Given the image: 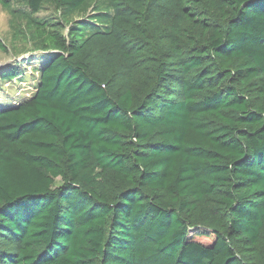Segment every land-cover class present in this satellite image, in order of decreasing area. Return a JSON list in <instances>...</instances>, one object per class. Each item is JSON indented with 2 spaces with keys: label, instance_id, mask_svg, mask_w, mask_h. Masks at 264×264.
<instances>
[{
  "label": "trees",
  "instance_id": "obj_1",
  "mask_svg": "<svg viewBox=\"0 0 264 264\" xmlns=\"http://www.w3.org/2000/svg\"><path fill=\"white\" fill-rule=\"evenodd\" d=\"M0 6V264H264V0Z\"/></svg>",
  "mask_w": 264,
  "mask_h": 264
},
{
  "label": "rangeland",
  "instance_id": "obj_2",
  "mask_svg": "<svg viewBox=\"0 0 264 264\" xmlns=\"http://www.w3.org/2000/svg\"><path fill=\"white\" fill-rule=\"evenodd\" d=\"M38 16L59 19L58 14L48 7H45ZM9 20V13L0 6V37L6 42L8 48L7 53L0 51V69L17 64L24 70L25 75L24 78L17 80L15 83L3 84V92L0 95L5 100L0 104L3 107L19 103L32 95L37 77L35 68L43 64L45 59L44 56L39 55V52L29 51L31 49L29 43L13 42ZM11 101H13L12 104Z\"/></svg>",
  "mask_w": 264,
  "mask_h": 264
}]
</instances>
